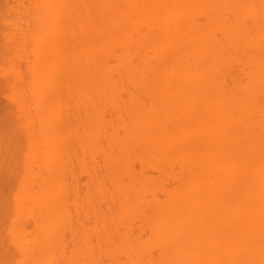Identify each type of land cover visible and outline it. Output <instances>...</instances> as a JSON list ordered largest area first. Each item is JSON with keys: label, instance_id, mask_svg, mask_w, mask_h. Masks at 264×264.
Returning a JSON list of instances; mask_svg holds the SVG:
<instances>
[{"label": "bare ground", "instance_id": "obj_1", "mask_svg": "<svg viewBox=\"0 0 264 264\" xmlns=\"http://www.w3.org/2000/svg\"><path fill=\"white\" fill-rule=\"evenodd\" d=\"M0 264H264V0H0Z\"/></svg>", "mask_w": 264, "mask_h": 264}]
</instances>
